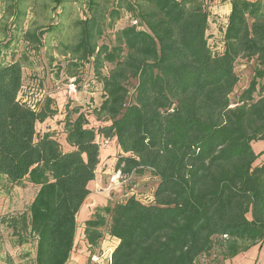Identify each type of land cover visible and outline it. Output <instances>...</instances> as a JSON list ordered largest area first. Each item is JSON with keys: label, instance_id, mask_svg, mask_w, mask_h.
<instances>
[{"label": "trees", "instance_id": "trees-1", "mask_svg": "<svg viewBox=\"0 0 264 264\" xmlns=\"http://www.w3.org/2000/svg\"><path fill=\"white\" fill-rule=\"evenodd\" d=\"M221 2L86 0L83 18L73 23L76 42L63 52L71 56L69 77L76 81L87 63L100 82L93 115L102 122L90 125L67 103L64 149L52 131L36 128L57 113L54 99L44 93L34 109L18 100L25 56L15 58L11 49L21 40L38 51L55 28L24 27L22 0H8L0 40V178L7 189L38 188L26 212L6 223L18 245L35 239L34 264L68 261L76 214L101 160L99 139L115 142L110 176L148 173L158 181L149 203L132 195L95 208L83 230L90 253L108 235L116 241L110 264H201L214 251L222 261L264 242V157L257 160L252 148L264 141V0H229L225 24L218 35L208 33L212 5ZM108 30L113 39L100 42ZM238 59L255 66L232 103Z\"/></svg>", "mask_w": 264, "mask_h": 264}, {"label": "rangeland", "instance_id": "rangeland-1", "mask_svg": "<svg viewBox=\"0 0 264 264\" xmlns=\"http://www.w3.org/2000/svg\"><path fill=\"white\" fill-rule=\"evenodd\" d=\"M85 2L86 0H62L61 4L56 7L51 0H35L34 2L32 0H22L21 7L26 9V17L22 23L24 27L52 26L55 29L42 37L41 46L38 51L26 48L21 40H17L15 43L17 44L16 47L11 48L13 50L16 49L15 58L21 55L25 56L23 63V85H25L26 89L22 97L25 98L26 96L25 100L32 102L38 97L41 90L46 93L47 97L50 96L54 99L57 113L40 124H43L44 130L50 131L47 124H51L48 121H53L56 128L54 126L55 129L52 133L58 140L61 137L65 139L64 132L61 129L63 125L57 121L61 119L60 122H63L65 105L67 103L69 109L80 108L87 115L90 125L96 127L102 122L96 121L93 115V108L98 106L102 99L100 82L93 75L92 68L87 63L84 64L83 68L78 69L79 78L76 81L74 78L69 77L66 69L71 56L69 53L63 52L64 44L70 45L76 42L78 30L73 23L75 20L83 18ZM7 4L8 0H0V40L4 35L2 24L9 19H6L4 16ZM220 4L217 3L212 6L222 13L223 7H219L221 6ZM216 8H212L213 19L211 20V25L213 29L210 30L209 28L208 33L215 32L218 35L216 31H220V27L218 26H222V24L220 14L213 12ZM119 25L121 24H118L117 27ZM213 35L211 34L209 38ZM111 39H113V31L108 30L100 42H108ZM218 40L215 37L214 39H210L209 43L210 45H214L213 42L216 43ZM254 66L255 61L253 59L237 60L235 72L238 75V83L230 95L232 103L236 101L237 96L247 87L249 80L253 76ZM107 70L108 66L105 65L102 68V72L106 73ZM133 83L131 82L128 86L130 93H132L131 88ZM31 84L34 89L31 95H29L28 86ZM259 84L264 85V76L259 80ZM73 117H75V114L72 115ZM98 143L102 148L103 156L108 154V152L103 150L104 146L109 145L108 141L104 143L99 139ZM252 148L258 154L257 160L264 157V153H261L264 149L263 140L252 142ZM115 156L116 150L104 158L101 170L106 172L103 174V178L99 180L100 189L104 188L108 191V198L111 202L124 201L127 197L133 195L141 202L149 203L158 181L157 178L145 173L140 177L132 176L122 185H115L110 176L116 159ZM4 186L5 181L0 178V264H34L35 239L26 236L27 241L18 245L16 243L17 238L11 234V230L7 227L6 223L11 217H16L20 213L26 212L29 199L35 188L31 187L27 190L21 188L9 192V189ZM3 187L4 189H2ZM262 244L264 242L254 244L246 251L222 261L216 257L217 253L214 251L210 256H201L199 262L201 264H216L219 261V264H264V246L262 249L260 247ZM78 245L76 243L75 248ZM104 251L100 249V252ZM86 257V250L81 249V247L72 253V261H75L77 264H86ZM87 261V264H89L88 258ZM105 261L103 259L101 263L106 264Z\"/></svg>", "mask_w": 264, "mask_h": 264}, {"label": "crops", "instance_id": "crops-1", "mask_svg": "<svg viewBox=\"0 0 264 264\" xmlns=\"http://www.w3.org/2000/svg\"><path fill=\"white\" fill-rule=\"evenodd\" d=\"M221 6L219 7H223L222 13L220 10H218L216 8L214 9V13L216 14H220V19H221V24L224 25L226 20H227V16L229 14L230 11V4H229V0H223V2H221L220 4ZM222 15V16H221ZM61 119H58L57 122H59L60 124H62L60 122ZM51 124H47V126L50 128V131H54V129L56 128V126L54 125L53 121H48ZM55 126V128H54ZM39 131L41 132H45V131H49V130H44V126L43 124H37V127ZM62 129V128H61ZM65 135V134H64ZM62 144H64V149H70V147L65 143V139L61 137V139L59 140ZM64 142V143H63ZM109 145L104 146L105 148L103 150H105L106 152H108V154L114 152V150L116 149L115 146V142L113 139L108 140ZM106 154L105 156H103V152L100 154L101 160L100 163L97 166V171H96V175H95V179L91 182H89L88 184V188L90 190L89 195L86 197L85 201L83 202V204L81 205L79 211L76 214V231H75V246L76 243H78V247L73 248L72 252L70 253L69 259L65 264H77L75 261H72V253L73 251L76 252L77 249H79L81 247V249H85L86 250V264H87V258H88V254L90 253L89 251V245L87 244L85 238H84V234H83V230H84V226H85V221L88 220L91 215L93 214L94 210L96 207L99 206H104L109 202V195H108V191L105 190L104 188L100 189V178H103V174H105L106 171H102L101 170V165L104 163V158L108 155ZM105 177V176H104ZM2 180L5 181L4 178H1ZM5 185H6V181H5ZM5 187V186H4ZM4 187L2 189H4ZM31 187H26L24 189H28ZM35 188V187H34ZM18 189H21L20 187H12L11 190L9 189V192L12 191H16ZM38 188H35L32 192V196L29 199L28 205L30 204V202L32 201L34 195L36 194ZM116 244V241L109 237L108 235H106L104 237V239L101 241V243L98 245V247H96V249L93 252H96L97 250L100 251L101 250H106L109 247L113 248ZM264 244H262L260 247L261 249L263 248ZM106 264H108L107 259H106ZM91 264V263H89Z\"/></svg>", "mask_w": 264, "mask_h": 264}, {"label": "built area", "instance_id": "built-area-1", "mask_svg": "<svg viewBox=\"0 0 264 264\" xmlns=\"http://www.w3.org/2000/svg\"><path fill=\"white\" fill-rule=\"evenodd\" d=\"M29 88H28V90H29V95H31V93H32V90L34 89L33 88V85L31 84L30 86H28ZM25 85H22V87H21V89H20V91H19V94H18V100L21 102V103H24V104H26L27 106H29L31 109H34L35 108V103L37 102V101H39V100H41V98H42V96H43V94H44V91H39V95H38V97L34 100V101H32V102H27L25 99H26V96H25V98L24 97H22V95H24V91H25ZM27 95V94H26ZM28 95V96H29ZM104 143H107V141H104ZM111 180L113 181V183L115 184V185H122L123 183H125L128 179L127 178H125V177H123V176H121L120 175V172L119 171H117L116 173H114L113 175H111ZM114 185V186H115ZM151 201H152V199H151ZM150 201V202H151ZM114 239V238H113ZM115 240V239H114ZM112 249L113 248H111V247H109L108 249H106L104 252H100V251H96V252H92V253H89L88 254V259H89V261H90V263L91 264H102L101 262H102V260L104 259V260H106L107 259V262H108V264H110V256H111V252H112Z\"/></svg>", "mask_w": 264, "mask_h": 264}]
</instances>
